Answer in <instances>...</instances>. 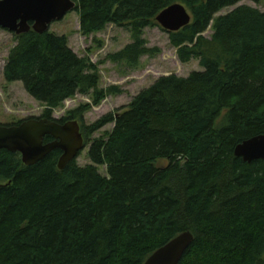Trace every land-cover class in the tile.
<instances>
[{
    "label": "trees",
    "instance_id": "1",
    "mask_svg": "<svg viewBox=\"0 0 264 264\" xmlns=\"http://www.w3.org/2000/svg\"><path fill=\"white\" fill-rule=\"evenodd\" d=\"M75 1L84 36L110 24L128 29L132 42L108 58L132 69L161 53L145 29L184 4L191 24L167 32L179 60L198 59L204 71L163 75L91 125L92 105L69 111L60 122L80 123L86 166L74 159L60 170V150L34 165L0 150V264H144L188 230L194 241L179 264H264V159L234 153L264 134V12L240 5L219 15L244 0ZM14 35L4 78L21 82L45 117L78 94L99 105L123 93L100 88L97 66L67 35ZM109 123L112 131L92 139Z\"/></svg>",
    "mask_w": 264,
    "mask_h": 264
},
{
    "label": "rangeland",
    "instance_id": "2",
    "mask_svg": "<svg viewBox=\"0 0 264 264\" xmlns=\"http://www.w3.org/2000/svg\"><path fill=\"white\" fill-rule=\"evenodd\" d=\"M240 5H250L264 12V0L260 3L244 0L223 9L219 15L227 14ZM49 31L67 35L69 46L74 52L80 57L89 58L97 66L101 74V89L117 86L123 91L119 95H108L99 105H94L91 95L78 94L53 111L54 117L58 119L67 117L69 111L78 109L81 105L90 104L92 108L84 114V123L91 125L107 114H117L123 107L128 106L141 90L148 88L163 75L177 74L187 77L193 71H204L198 59L194 58L188 63L179 60L177 48L172 45L168 32L161 26L146 28L144 35L148 45L159 47L161 53L155 57L144 56L141 65L136 69L117 64L108 58L110 54L122 50L132 42L128 29L110 24L103 31L84 36L80 30L79 14L71 11L62 20L53 22ZM212 34L213 31L209 28L204 36L211 38ZM16 44V36L0 28V124L4 125L16 124L30 117H40L45 111V106L32 98L21 82L8 83L4 78L3 72L9 52ZM113 128L114 123L107 124L96 132L92 139L105 136ZM89 148L90 145H87L77 159L80 166L91 163L87 156ZM100 172L106 175V168H101Z\"/></svg>",
    "mask_w": 264,
    "mask_h": 264
},
{
    "label": "water",
    "instance_id": "3",
    "mask_svg": "<svg viewBox=\"0 0 264 264\" xmlns=\"http://www.w3.org/2000/svg\"><path fill=\"white\" fill-rule=\"evenodd\" d=\"M75 0H0V28L21 35L31 29L47 32L55 21L62 20L76 8ZM158 24L168 32H178L192 22V14L182 3H175L159 13ZM47 136L53 141L44 143ZM81 125L77 120L60 124L57 120L30 118L20 124H0V150L20 153L25 165H34L55 150L62 152L58 168L78 159L86 148ZM234 153L245 162L264 159V134L245 140ZM194 241L185 231L156 250L144 264H179Z\"/></svg>",
    "mask_w": 264,
    "mask_h": 264
},
{
    "label": "flooded vegetation",
    "instance_id": "4",
    "mask_svg": "<svg viewBox=\"0 0 264 264\" xmlns=\"http://www.w3.org/2000/svg\"><path fill=\"white\" fill-rule=\"evenodd\" d=\"M30 118H40V119L57 120L60 124H64V123L60 122L62 119L55 118L54 115L52 116L51 119L48 118V117H45L44 115H42V116H40V117H30ZM30 118H27V119H30ZM27 119H24V120H27ZM24 120H23V121H24ZM23 121H22V122H23ZM65 123H66V122H65ZM53 140H54L53 137H51V136H47V137L45 138V140H44V143H48V142H51V141H53Z\"/></svg>",
    "mask_w": 264,
    "mask_h": 264
},
{
    "label": "bare ground",
    "instance_id": "5",
    "mask_svg": "<svg viewBox=\"0 0 264 264\" xmlns=\"http://www.w3.org/2000/svg\"><path fill=\"white\" fill-rule=\"evenodd\" d=\"M243 142H244V141H243ZM243 142H242V143H243ZM240 144H241V143H240Z\"/></svg>",
    "mask_w": 264,
    "mask_h": 264
}]
</instances>
